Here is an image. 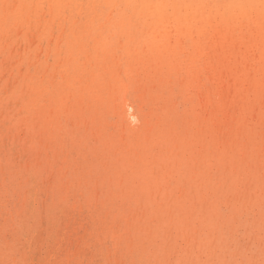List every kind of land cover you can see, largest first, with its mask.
Returning a JSON list of instances; mask_svg holds the SVG:
<instances>
[{
  "label": "bare ground",
  "instance_id": "obj_1",
  "mask_svg": "<svg viewBox=\"0 0 264 264\" xmlns=\"http://www.w3.org/2000/svg\"><path fill=\"white\" fill-rule=\"evenodd\" d=\"M26 150L68 170L55 200L86 184L88 264L109 263L107 235L124 264H158L172 231L162 264H264V0H0V168L22 183ZM3 229L16 264L63 263L16 214Z\"/></svg>",
  "mask_w": 264,
  "mask_h": 264
},
{
  "label": "rangeland",
  "instance_id": "obj_2",
  "mask_svg": "<svg viewBox=\"0 0 264 264\" xmlns=\"http://www.w3.org/2000/svg\"><path fill=\"white\" fill-rule=\"evenodd\" d=\"M121 134H122V136H124V131L122 129H121ZM26 153H28V150H26ZM36 154H37V156H32L30 153H28L27 154L28 155V158H26V156H27L26 154L24 156V158L26 160L29 159V158L33 159L35 157V159H33V162L35 164L33 162L30 163V164L33 165L32 168L34 169V171L32 172V174H33L34 177L32 176L31 171H29L31 169V167L27 169V167H29V163H28V166L26 165V169L25 170H27L28 175H27V177H26V179L24 180L23 183H22V180L21 179H19V181L17 180V178H16L15 175H17L18 172H15L16 170L15 171H12V172L9 171V173H8V171H4L3 168H0V172H1L0 173V192H2V191L5 192V195H0V201H1L0 202V208H1L0 209V241H1V247H0V264H11L12 262H13L12 264H16L17 262L19 263L20 260H21L19 254L14 255V254H10L9 253V250H10V248H11L13 242H14V236H13V234L9 233L8 230L3 229V226H6L8 220H10V222L13 223L14 215L15 214L17 215V218L19 217V219L21 220V222L24 224V226L27 229H29L31 225H35L37 227L38 234H37L36 239H38V240H35V242L33 244L36 247V248H34L35 250L36 249L38 250V248H39V249H41V254H45L46 253L45 247L49 248L51 246V248H52L53 247L52 245H55L56 242H60V244L62 245V247L64 245L65 250H67V251H65V250L63 251L62 256H64V257H62V258L64 259V261H63L62 264H65V262H66V264L67 263L68 264H82V263L83 264H88L86 262L87 261L86 259H85L86 261H83V260H80L79 257H78L79 248H80V246L82 244L81 241L84 240V239H86L88 241V239H87L88 238L87 237L88 235L85 232V230H86V228H85V226H86V219L83 218L82 215H81L82 204L80 205V208H79L80 210L78 211L79 214H74L73 215V213H74L73 211L77 207V205H76V207L75 206L73 207V204L76 203V202L74 201V198L70 194L71 191H73V192L78 191V192L82 193L84 191V189L86 188V184H84V182H82L83 179L80 178L79 179V182H78L79 184L74 188L75 190H71L68 193V195L66 196V198H64L62 200V198H63L62 197L61 199H58V201L55 200V196L58 195V194H60L61 188H62V186H64L63 184H65V179L62 176H64L66 173L68 174V170L67 169L65 170L64 168L62 169V167H61L62 165H58L56 161H51V162H45V161H43V159H41V157H39V155H38L39 154V151ZM120 157L121 156H117V158L119 160V162H117L118 165H120V163H121L120 162L121 160L119 159ZM201 164L202 163L197 164L195 166V169H198L201 166ZM49 170H52V171L49 172ZM45 171H47V172H45ZM35 173H36V175H34ZM29 175L31 176V179H33V181L30 179V176ZM12 178H13V180H12ZM52 178H54V179H52ZM181 178H182V181H180L179 183H177V186L184 187V189H187L188 192H189L188 193L189 194V197H191V199H189V200H191V202L193 204V207L198 206L199 203H198V200L195 197V195L200 196L201 194H203V192H204L202 190V189H204V188H202L203 186L195 192V190L193 189L192 186L190 188H189L188 185L185 186L183 184V177H181ZM46 179H47V181H46ZM36 180H37V182H36L37 185H40V184L42 185L43 184V188L41 186L40 191H39V193H40L39 196H41L42 199L37 200L35 202V207H36L35 209L36 210H34V212L32 213L30 211V209L28 208L29 207V189H30V185L33 184ZM61 182H63V183H61ZM2 183H3V186H1ZM56 184L58 185V187H57ZM15 185L18 186L19 188H17ZM55 187H56V189H55ZM58 188L60 189V191H58L59 190ZM96 188L97 189H95V192L93 191V194L95 193L94 194L95 197H96V195H98L100 193V191H98L99 188L98 187H96ZM174 188H175V186H174ZM20 189H22V190H20ZM17 191H18V193H17ZM21 191H23V195H22V193H20ZM193 191H194V193H193ZM10 192L12 194H16L17 193L16 196H15V199L13 201H10L9 200L10 197H9V195L7 193H10ZM41 193H43V195H41ZM51 193H52V195H51ZM18 194L20 195V197L18 196ZM53 201H54L55 204L53 203ZM62 201H64V202H62ZM65 202H66V204H64ZM69 202H71L73 208L71 207V209L69 211H65L66 206H67V204ZM47 204L52 209H50L47 206ZM167 204H169V202ZM41 205L45 206V208L43 206H41ZM58 208H60V209H58ZM45 210H46V212H45ZM39 212H41V213H39ZM57 212H59V217L60 218H57V216H55V214ZM193 212H194V210L191 211V212H189L188 217L185 218L186 219V223H188V228H190V226H189V224L191 223L190 217H191L192 214H194ZM202 212H204V209H202ZM11 214H13V215H11ZM26 216H27V218H26ZM49 216L51 218H49ZM182 217H183V215L181 216V218ZM58 219H59V221H58ZM72 219H74V220H72ZM129 220L130 219L128 218L127 219V222H129ZM37 221L40 222L41 224H39ZM54 222H56V223H54ZM127 222H126V224H128ZM55 224H57V225H55ZM54 225L56 226V228H55ZM173 234L174 233L172 231L171 237H166V235H165L164 240H165L166 246L164 247V254H163V256L161 258H159V260H158V264H162V262L163 261H166V259L168 258V255H167V252H168V249H169L168 246L170 245V243L173 240ZM254 236L255 235H253L251 237L252 240L255 238ZM69 238H71L72 240L69 239ZM102 238L103 237H101V241H103V242H101V244L104 243V245H105V247L103 248V256L104 257L106 256V258H107L106 259V262L107 263L109 262L108 264H116V263L117 264H124V250H123L124 249V245L122 244L120 238L119 237H115V238L112 239L111 235H107L105 237V239L103 238V240H102ZM123 238H124V233H123ZM69 241H70V243H69ZM176 241H179V242L183 243V241L180 240V239H178L177 236H176ZM128 242H130V241H128ZM77 243H78V245H77ZM121 249H122V251H121ZM110 250H111V252H110ZM182 250L185 251V254H186V257H187V254L189 253L188 252V248L185 247V249L182 248ZM117 251H118V253H117ZM245 253H246V255L248 254L249 256L252 255V253H251L250 250L249 251L246 250ZM11 255H13L14 257H12ZM191 260H192V263L193 264H196L194 258L191 257ZM79 261H80V263H79ZM227 261H228V259L225 260L226 263H227ZM184 262L186 264H191L190 261H189V259H185ZM56 264H60V263L58 261H56Z\"/></svg>",
  "mask_w": 264,
  "mask_h": 264
}]
</instances>
